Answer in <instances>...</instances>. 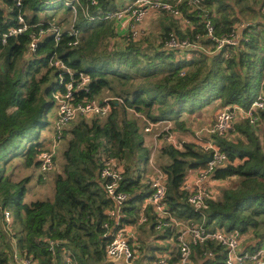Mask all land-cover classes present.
Returning <instances> with one entry per match:
<instances>
[{"label":"trees","instance_id":"trees-1","mask_svg":"<svg viewBox=\"0 0 264 264\" xmlns=\"http://www.w3.org/2000/svg\"><path fill=\"white\" fill-rule=\"evenodd\" d=\"M71 1L23 0L22 10L30 23L39 26L75 24L80 30L78 45H70L73 37L69 28L64 29L58 44L52 35L44 37L33 55L28 53L30 32L11 37L0 45V264H9L15 249L36 264H116L106 255L117 220L114 202L106 193V180L100 177L104 154L124 161L121 189L129 194V199L121 211L122 227L137 224L146 234L147 224L151 232L157 231V215L152 205L145 211L146 221L140 220L141 207L153 189L151 181L143 183V173L136 175L135 171L149 164L151 152L145 146L141 126L135 118H128L127 109L145 114L147 125L175 120L179 129L187 131L185 121L179 118L182 113H192L216 100L222 109L233 105L247 109L261 89L264 91V0H203L202 8L182 4L183 15L196 27L195 32L187 35L190 38L194 39L197 32H205L202 9L206 8L217 37L237 31L241 40L238 46L228 45L213 54L200 51L191 59L177 60L176 52L166 49L163 43L150 45L146 39L140 41L131 34L118 38L114 22L102 19L127 0H95L96 4L93 0H79L76 15L68 4ZM60 9L65 10L68 20L64 13L54 18ZM18 11L14 0H0V36L16 24ZM169 32L165 27L162 38H167ZM203 43L214 44L210 38ZM54 55L91 76L88 96L97 97L110 90L112 110L103 118L80 116L72 121L61 140L63 166L61 171L54 170L53 198L26 201L27 184L33 175L15 182L13 174L6 173L8 168L37 170L38 156L49 149L44 140L27 144L25 137L55 107V92L63 90L59 82L54 83V78L59 80V73L49 64ZM85 62L92 64V68L85 69ZM258 114L260 123L264 122V109ZM236 125L230 137L213 135L228 160L215 169L212 178L227 180L229 184L220 189L218 197L209 200L205 210H196L188 202V191L184 189L189 170L206 165L197 162L205 153L203 148L190 142H184L182 150L172 144L162 148V154L168 158L160 165L166 180L165 201L181 220L203 224L210 231L249 232L260 238L261 246L264 137L248 120ZM56 158L57 154L55 161ZM6 211L11 214L10 222L6 220ZM179 234L176 229L167 228L159 235L163 240L171 237L177 243L178 251L172 255L168 252L170 262H176L180 256ZM138 239L142 254L139 257L134 246L137 264L146 257L147 264L156 263L159 259L156 253L162 248L153 246V254L146 255V240ZM191 248L194 259L213 256L216 259L207 263L225 261L226 247L215 240L191 241Z\"/></svg>","mask_w":264,"mask_h":264},{"label":"built area","instance_id":"built-area-1","mask_svg":"<svg viewBox=\"0 0 264 264\" xmlns=\"http://www.w3.org/2000/svg\"><path fill=\"white\" fill-rule=\"evenodd\" d=\"M19 11L16 16L17 22L11 26L6 32L0 36V45H5L9 38L22 35L30 32L29 53L36 54L39 43L44 37L52 35L56 44H58L63 36L64 28L56 23H51L48 26H39L30 23L26 18V13L22 10L23 0H14ZM76 2L72 0L68 4L74 9L76 15ZM203 0H176L169 2L165 0H133L124 5L119 10L108 12L103 19L115 20L117 25H121L123 29L131 31L132 36L137 38L139 30L137 25L140 24L150 11H160L169 13L175 17H183L187 24H192V21L183 15L181 5H197V8H202ZM93 4L97 2L92 1ZM203 17L205 23V32H197L195 38L189 36L181 38L176 32L170 31L164 41V46L168 50H185L195 49L207 54H213L225 46H238L240 44L241 36L237 31L232 32L229 36L219 38L214 33V25L211 21L209 11L203 8ZM264 13V8H263ZM76 18V17H75ZM38 27V28H37ZM34 28H37L34 30ZM70 35L73 37L70 42L71 46L78 45L80 42V30L72 24L68 29ZM195 32V31H194ZM124 34V35H125ZM210 38L214 44H205L203 40ZM49 64L58 71L59 84L62 89H58L55 94L57 118L53 124V135L49 144V149L44 150L38 156L39 171L42 175H48L55 167V156L58 152L60 142L63 137V132L70 126L72 121L78 116L84 117H106L112 110L110 99H98L97 97H90L88 93L90 90L91 76L83 71L73 69L65 63V61L54 55L50 58ZM238 109L242 111L243 116L249 121L252 127L260 125V117L258 112L264 109V92L253 101L249 108H243L240 105L228 106L220 110L216 121L207 129L211 135L218 134L221 136L230 137L236 130V123L234 112ZM153 123H150L152 125ZM147 127V131H149ZM168 143L174 145L176 148H181L175 142L173 136L167 135ZM205 153H212L213 159L206 163L204 167L197 169L198 183L208 180L212 177L215 169L225 165L228 160L227 154L214 141L204 142L202 146ZM103 167L100 170V177L106 180L107 196L114 202L116 209L117 225L113 227L111 233L112 240L106 247V255L108 259L124 258L127 264H137V250L134 248V243L126 233L125 226L121 224V211L129 199V194L121 189V182L123 179L120 166L115 163L112 157L104 154L102 156ZM152 193L147 198L148 203L152 205L154 212L157 215L156 229L160 232H166L167 228L176 229L179 232L177 242L179 246V259L176 262H170L171 255L168 252L159 255V259L155 264H193L191 241L194 243H202L206 240H215L226 247L227 253L223 264H264V247L256 251H242L240 248V238L242 233L238 230L227 232L221 229L213 231L208 230L203 224L195 222L184 221L177 218L167 207L166 197V183L160 178H154L151 181ZM184 189L187 191L188 187L185 185ZM212 191L204 186H198L193 191L188 192V202L191 203L196 210H205L209 207V200L213 199ZM5 217L7 221H11V214L6 211ZM141 221H146V214L143 210L140 212ZM118 225H121L118 227ZM108 227V224H105ZM9 264H36V262L29 256L22 254L18 249L14 250Z\"/></svg>","mask_w":264,"mask_h":264},{"label":"crops","instance_id":"crops-1","mask_svg":"<svg viewBox=\"0 0 264 264\" xmlns=\"http://www.w3.org/2000/svg\"><path fill=\"white\" fill-rule=\"evenodd\" d=\"M79 1V0H78ZM133 0H127L125 2L124 5H126L127 3L131 2ZM165 1H169V2H175L176 0H165ZM123 5V6H124ZM122 6V7H123ZM121 7V8H122ZM212 9L216 10V6L215 5H211L210 6ZM120 9V8H119ZM118 9V10H119ZM75 14V13H74ZM76 17V16H75ZM103 19V17H102ZM110 20V19H109ZM115 24V31L117 32V37H121L125 34L127 29H123L121 25H117L115 20H112ZM153 23V25H152ZM158 23V26H162V27H168L169 31H174L176 32L178 35H184L187 36L190 33H193L194 30L196 29L195 24H187L184 21V16L183 17H175L169 13H165V12H160V11H150L146 18L137 25V28L139 30V37L142 36V34L145 33H151V30L153 29L152 26H154L155 24ZM239 26V25H238ZM62 27L65 28H70V26H66L65 24H62ZM126 34H131V31H127ZM166 37L162 38L159 40L160 43H163L164 45V39ZM165 47V46H164ZM170 51H175L176 52V60L177 59H182V58H186V59H191L194 56L199 55L200 51L199 50H195V49H185V50H170ZM29 53V50H28ZM29 55H32L29 53ZM56 110V116L55 119L57 118V109L55 107ZM110 114V113H109ZM80 117V116H78ZM78 117H76L75 119H77ZM83 117V116H82ZM55 119L52 121V127L53 124L55 122ZM74 119V120H75ZM73 120V121H74ZM165 121L159 122V123H153L151 125V127L153 126H158L161 125L162 123H164ZM188 130H182L181 131H185L187 132H192V129L190 128V126H187ZM190 129V130H189ZM203 131H199L195 133V137L192 139L193 135H190L188 133V138H186V140H182V141H178L177 143L179 145H182L184 142H190V143H194L196 144L198 147H202L204 142L211 140L212 139V135L209 134L207 132V129H205V133H203V135L201 136L200 134H202ZM193 133V132H192ZM53 135V130L51 131V136H47L48 138V142L51 141ZM155 134L154 135H149L146 134V139H145V146L147 148L150 149L151 152V158H150V162L149 164H147L146 166H140L138 167L139 171H135V174L137 175L138 173H143V178H142V182L143 183H149L150 181H152L154 178H160L161 180H163L166 183L165 180V175L164 173L161 171L160 165L162 163H165L168 161V158L162 154V148L170 143H168V141L166 140L167 135H165L164 137H159L157 138ZM191 137V138H190ZM61 145V143H60ZM49 147V145H48ZM60 147V146H59ZM59 149V148H58ZM179 149H184L183 145L181 146V148ZM114 159V158H113ZM115 163H117L121 170L124 167V161L122 160H118V159H114ZM122 164V166H121ZM39 169V168H38ZM142 170V171H140ZM33 171V170H32ZM36 173V172H35ZM39 174V173H38ZM229 184V181L227 180H216L214 178H209L206 181L201 182V184L198 183V178H197V169H190L185 182H184V186L186 185L188 187L187 191H193L194 189H196L198 186H204L208 189H210L212 191V194H215V197H218L220 194V189ZM55 192V191H54ZM148 205H150L148 203V200L146 198L144 204L141 207V210H143L144 212L148 210ZM125 228H126V233L129 236V238L132 240H134V246H137L138 252H139V248H138V238L140 237L141 239H145L146 240V255H150L153 254V246L154 247H159L162 248L161 251H157V255L159 256L160 254H163L165 252H172L174 251V253H176V251H178V249L176 250L175 247H177V243L174 241L173 238L169 237L166 240H163L162 238H160V231L156 232H151L149 226L146 224V234L143 232L142 229H139V226L137 224H124ZM251 232V231H250ZM240 248L242 251H249V252H253L254 250H256L259 246H260V238H255L252 233H244L241 235L240 238ZM133 242V241H132ZM137 242V245H136ZM261 247H264V242L261 243ZM258 248V249H259ZM214 260L216 259V257H208L206 259H199V258H193V264H209L207 263L209 260ZM110 261L115 262L116 264H127L126 260L122 257V258H114V259H109ZM148 263V257L143 258V261L141 262V264H147ZM150 264H155L154 262H151ZM215 264V263H214Z\"/></svg>","mask_w":264,"mask_h":264},{"label":"rangeland","instance_id":"rangeland-1","mask_svg":"<svg viewBox=\"0 0 264 264\" xmlns=\"http://www.w3.org/2000/svg\"><path fill=\"white\" fill-rule=\"evenodd\" d=\"M260 1L261 0H257V2H260ZM3 5L2 6L4 8L7 7L5 4H3ZM203 5H204V3H203ZM256 5L259 6V4H256ZM63 13L65 15L63 17L65 18L66 12L64 9H60V10L56 11L54 13V14H56L54 16V18L62 17L61 15ZM65 20H68V18H65ZM192 24H194L193 21H192ZM152 25H153V23H152ZM152 28L153 29L151 30V33L142 34V37L137 38V40L144 41V39H146V41L149 42L150 45L157 46L160 43L159 40L162 38L164 27H162L161 25L158 26V23H157L154 26H152ZM91 66H93V65L88 63V62L84 63L85 69L92 68ZM58 82L59 81H58L57 77L54 78V83L57 84ZM261 92H264V91L261 89L260 93ZM112 95L113 94L110 92V90H105L104 92H101L97 96V98L100 100L107 99V98L113 99V97H111ZM219 104H220V101L216 100L214 103H210L208 105H205L203 108L197 109L196 111H194L192 113H189V112L182 113V116L179 118H182V120L185 121V124L187 126L188 125L190 126L193 133L192 132L186 133L185 131H181V129H179L177 127V125L175 124V120H172V121L166 120L161 125H158V126L156 125V126L151 127V125L146 124L145 114L138 113L137 111H135L132 108L127 109V116H128V118H135L138 121L139 125L141 126L140 131L143 132L145 139H146V134H149L150 136L151 135L155 136V134H156V135H158V136H156L157 138H159L160 136L164 137L165 135H171V136H173L175 142L177 143L178 141L186 140V138H188V136H187L188 133L190 135H193L192 136V139H193L195 137L196 132L203 131L202 134H200L202 136L203 133H205V129L210 128L213 125V123L216 121L217 115L219 114L220 110L222 109V107H220ZM55 107H56V105H55ZM55 107L48 113V115L46 117H44L40 121L39 124H36L27 132L26 137H25V141L27 144L28 143L30 144L31 142H37L40 140H44L45 146L50 144V142H48L47 138L49 136H51V131L53 130L52 121L55 119V116H56ZM234 118H235V122H237V123L238 122L240 123L242 121L247 120L243 116L242 111H240L238 109H236L234 112ZM89 119H91V117H89ZM147 127L150 128L149 131H147ZM252 128L260 136L264 137V122L263 121H261L259 126L252 127ZM63 146H64V142L62 141L61 145L58 149L57 158L55 161V164H56L55 167L59 171L62 170V166H63V159L61 156ZM8 169H7L6 174H13L11 178H12V181H15V182L20 181L29 175H33V179L27 184L29 191L25 197L26 201L53 198L54 191H55L54 177H55V173H56V171H54V169H52L48 173V175H45V176L40 173L41 171H39V169L33 170L31 168H24V167H20L16 171L13 170L12 168H8ZM213 195L215 197L214 193H213ZM139 254H140L139 255V257H140L142 254L140 250H139Z\"/></svg>","mask_w":264,"mask_h":264},{"label":"water","instance_id":"water-1","mask_svg":"<svg viewBox=\"0 0 264 264\" xmlns=\"http://www.w3.org/2000/svg\"><path fill=\"white\" fill-rule=\"evenodd\" d=\"M212 159H213L212 153H210V154L204 153L202 159L198 160L197 162L199 164H205V163L211 161Z\"/></svg>","mask_w":264,"mask_h":264},{"label":"bare ground","instance_id":"bare-ground-1","mask_svg":"<svg viewBox=\"0 0 264 264\" xmlns=\"http://www.w3.org/2000/svg\"><path fill=\"white\" fill-rule=\"evenodd\" d=\"M97 21V20H96Z\"/></svg>","mask_w":264,"mask_h":264}]
</instances>
